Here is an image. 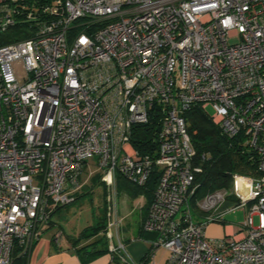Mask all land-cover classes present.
Returning <instances> with one entry per match:
<instances>
[{
  "label": "built area",
  "instance_id": "1",
  "mask_svg": "<svg viewBox=\"0 0 264 264\" xmlns=\"http://www.w3.org/2000/svg\"><path fill=\"white\" fill-rule=\"evenodd\" d=\"M194 107L241 136L257 175L196 197ZM151 118L157 142L142 154L134 127ZM90 161L112 264H143L120 231L116 174L154 178L146 264L159 248L164 264H264V0H0V264L29 252ZM237 208L241 230L206 233Z\"/></svg>",
  "mask_w": 264,
  "mask_h": 264
},
{
  "label": "trees",
  "instance_id": "2",
  "mask_svg": "<svg viewBox=\"0 0 264 264\" xmlns=\"http://www.w3.org/2000/svg\"><path fill=\"white\" fill-rule=\"evenodd\" d=\"M6 36H14V32ZM11 38V37H10ZM9 37L6 41L11 40ZM187 128L191 135V141L195 148V163L201 167V172L196 175V180L200 183L196 197H202L206 192L216 189H229L231 177L237 173L240 175H257V157L249 151L243 144L241 136H227L219 126L214 124L209 116L198 107H194L185 114ZM158 130L157 119L151 118L144 124L134 127L132 142L142 154L150 153L155 148ZM81 178V177H80ZM100 181V173L96 175ZM81 181V180H80ZM102 183V182H101ZM154 178L145 186L140 187L131 184L120 174H116L117 191H125L130 198L145 194L148 205L152 200V190ZM146 205V207H147ZM58 206L56 210L59 208ZM101 213L96 224L85 227L76 237H72V242L93 238L89 243L80 247V253L87 255L88 259L102 252H108L107 242L103 236L94 238L105 227V213ZM55 211V210H54ZM53 211V212H54ZM52 212V213H53ZM51 213V214H52ZM50 214V215H51ZM142 263L146 264L147 258H142ZM11 264H27V253L15 248L12 253Z\"/></svg>",
  "mask_w": 264,
  "mask_h": 264
},
{
  "label": "rangeland",
  "instance_id": "3",
  "mask_svg": "<svg viewBox=\"0 0 264 264\" xmlns=\"http://www.w3.org/2000/svg\"><path fill=\"white\" fill-rule=\"evenodd\" d=\"M211 113L210 107L207 108ZM99 173L97 166L94 161H90L81 174L82 186L80 189L70 195L64 197L60 207L51 214V219L60 224V226L70 234H77L82 231L85 227L96 224L98 218L103 212L104 207V185L97 181L96 175ZM217 190V189H216ZM214 191V190H212ZM206 192L202 197H204ZM125 191L121 190L117 194L118 199V211L122 215L124 208V201L127 199ZM128 195V194H127ZM129 196V195H128ZM200 197V198H202ZM143 201V197L134 196L129 199L127 203L128 208H132V214L127 218L131 224H137L139 221V204ZM227 204L220 206L218 212L225 210ZM126 218H123V222ZM245 219L244 208H237L229 211L223 215V221L218 225H221L224 232L241 230V223ZM217 224V223H215ZM130 233V232H129ZM206 233H212V230H206ZM99 235L94 238H99ZM147 242L150 239H145ZM154 261L157 264H164L166 259L169 257V252L164 248H159L154 251Z\"/></svg>",
  "mask_w": 264,
  "mask_h": 264
},
{
  "label": "crops",
  "instance_id": "4",
  "mask_svg": "<svg viewBox=\"0 0 264 264\" xmlns=\"http://www.w3.org/2000/svg\"><path fill=\"white\" fill-rule=\"evenodd\" d=\"M124 195L127 196V199L124 201V212H122V215H120L119 211L118 213L122 218L126 219L122 222L120 231L124 237L126 249L130 256L134 260L141 262L148 249V242L145 239H152L154 237V233L143 232L141 230V221L145 215L147 198L145 194L140 195L143 197V201L138 206L139 221L137 224H131L127 218L132 214L133 209L126 206L130 196ZM60 205L55 204L54 208H50L48 220L44 224L39 238L33 243L27 253V264H112L108 252H102L84 260L88 256L82 255L79 248L89 243L93 238L73 243L72 237H76L78 233H67L60 224L51 219L50 214ZM57 230L62 232V238L58 244L53 241V235ZM207 230H212L209 236L220 237L223 235V228L218 224L209 225ZM98 235L103 236V233L100 232Z\"/></svg>",
  "mask_w": 264,
  "mask_h": 264
}]
</instances>
